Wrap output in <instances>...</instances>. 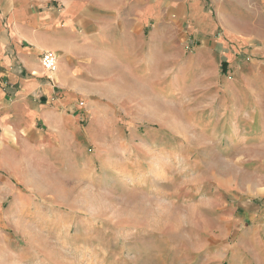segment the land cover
I'll use <instances>...</instances> for the list:
<instances>
[{
  "label": "crops",
  "instance_id": "0c3cea01",
  "mask_svg": "<svg viewBox=\"0 0 264 264\" xmlns=\"http://www.w3.org/2000/svg\"><path fill=\"white\" fill-rule=\"evenodd\" d=\"M218 1L223 4V0H0V220L25 218L21 208L27 201L21 204V193L12 182L22 171L31 181L36 161L77 175L96 161L108 167L99 151L91 155L85 151L86 145L112 141L118 124L100 115L104 105L97 93L133 98L145 78L156 85L171 77L174 97L180 76L187 70L195 81L208 75L204 66L215 63L217 56L245 52L264 59V47L255 45L257 34L231 30L221 22L219 30L211 6ZM186 44L195 46L188 56ZM46 52L56 57L53 73L41 68ZM187 57L189 68L176 67ZM203 91L205 99L192 103L194 131L188 138V152L198 167L188 172L200 174V183L184 204L195 201L202 189H210L203 193L207 205L223 202L221 191L212 190L222 188L228 177L213 170L212 157L225 171L232 165L236 172L252 173L264 182V159L256 156H264V67L255 65L247 73L238 68L233 78ZM170 132L160 133L158 139L130 134V141L141 143L146 157L136 160L132 154L131 165L125 166L128 175L142 174L145 160L149 165L152 140L170 139L172 151L181 150L184 138ZM168 145L158 144L156 150ZM255 189L264 190V183ZM5 204L8 213L2 211ZM219 218L228 227V216ZM262 234V226L255 223L242 231L237 245L219 243L197 264H264ZM1 237L6 234L0 230Z\"/></svg>",
  "mask_w": 264,
  "mask_h": 264
},
{
  "label": "rangeland",
  "instance_id": "374dc122",
  "mask_svg": "<svg viewBox=\"0 0 264 264\" xmlns=\"http://www.w3.org/2000/svg\"><path fill=\"white\" fill-rule=\"evenodd\" d=\"M217 3L211 6L213 14L217 12L213 19L219 30L222 24L231 30L257 34L255 45L264 47V0ZM193 48L186 44L184 54L188 56ZM263 60L245 52L217 56L215 63L204 66L208 75L195 81L187 70L180 76L174 97L171 77L156 85L145 78L141 92L133 98H125L128 94L124 93H97L99 103L104 105L100 115L118 124L113 127L112 141L86 145L85 151L89 155L99 151L108 167L96 161L85 174L77 175L36 161L37 171L31 174V181L27 172L16 175L12 183L21 193V204L27 201L21 208L26 216L18 221L0 220V230L6 234L0 238V264H197L219 243L237 245L242 231L255 223L262 226L264 237V194L257 193L264 190L255 189L264 182L252 173L240 174L232 165L225 171L212 157L216 165L213 170L218 176L228 177L222 188L212 190L221 191L223 202L210 201L207 205L203 193L210 189L198 191L197 199L194 195L196 200L190 204L183 201L200 183V174L188 172L190 168L198 170L188 152V138L194 131L190 124L195 113L192 103L205 99L203 90L207 86L221 85L233 78L238 68L247 73L255 65L264 67ZM169 63L172 69L190 66L188 57L176 67L175 62ZM174 130L184 138L180 151H172L173 142L167 136L168 141L152 140L149 165L145 160L142 174L128 175L125 166L131 165L132 154L136 160L146 157L141 153V143L130 141V134L158 139ZM158 144L170 145L156 150ZM256 156L264 159L262 154ZM2 211L8 213V204ZM214 213L218 214L215 219ZM221 214L228 216V227L220 220Z\"/></svg>",
  "mask_w": 264,
  "mask_h": 264
},
{
  "label": "built area",
  "instance_id": "2783aa9c",
  "mask_svg": "<svg viewBox=\"0 0 264 264\" xmlns=\"http://www.w3.org/2000/svg\"><path fill=\"white\" fill-rule=\"evenodd\" d=\"M40 64L42 69L48 73H53L56 71V57L52 53H43L40 58Z\"/></svg>",
  "mask_w": 264,
  "mask_h": 264
}]
</instances>
